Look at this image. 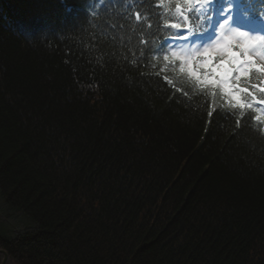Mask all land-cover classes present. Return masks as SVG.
I'll return each mask as SVG.
<instances>
[{
	"label": "trees",
	"instance_id": "16d2710c",
	"mask_svg": "<svg viewBox=\"0 0 264 264\" xmlns=\"http://www.w3.org/2000/svg\"><path fill=\"white\" fill-rule=\"evenodd\" d=\"M186 5L0 0L6 264H264V116L165 56Z\"/></svg>",
	"mask_w": 264,
	"mask_h": 264
},
{
	"label": "rangeland",
	"instance_id": "374dc122",
	"mask_svg": "<svg viewBox=\"0 0 264 264\" xmlns=\"http://www.w3.org/2000/svg\"><path fill=\"white\" fill-rule=\"evenodd\" d=\"M187 1L188 10L193 11L197 6L195 3L196 1ZM228 7H232L233 10H237L238 16L242 23L250 26H259L264 28V20L261 21L257 18H247L245 15L238 11L235 6L234 0H221L218 4H215L212 7L208 29V32L217 31V37H215L208 43L195 42L193 44H190L189 42H187L186 38L193 35L194 33L188 32L187 30L182 28V32H184V34L182 36L180 34V37L169 39L167 41L168 51L164 54L165 56L179 59L182 63V70L188 72L192 77L196 78L203 85L213 88H220L225 96V100L227 103H234L236 105L245 106L251 103H248L245 100L244 95L239 89L229 88L228 85L222 83L221 80L217 78V76L211 73V65L208 62L212 58L209 55L204 54L206 49L214 47L219 41L222 40V37L220 36L221 31H223L225 34H230L232 29L234 28L231 24H226L223 29L220 28V25L224 23V14L227 12ZM180 21L182 22L183 19L180 18ZM251 36L252 38H258L262 43L261 45L254 46L245 55L250 57L249 63L251 64V67L254 65L257 67V69L264 70V35L251 34ZM233 83L235 84V80H233ZM260 111L264 116V108H261Z\"/></svg>",
	"mask_w": 264,
	"mask_h": 264
},
{
	"label": "snow or ice",
	"instance_id": "6c2138e0",
	"mask_svg": "<svg viewBox=\"0 0 264 264\" xmlns=\"http://www.w3.org/2000/svg\"><path fill=\"white\" fill-rule=\"evenodd\" d=\"M163 3V0H160ZM214 0H203V6L211 12V5ZM232 7H228L224 14V23L220 25L223 29L226 24H231L229 19L232 15ZM179 27V25H176ZM220 36L222 40L214 47L205 50V55H209L212 59L209 60L211 65V73L217 76L222 83L228 85L231 89H238L242 87L239 81L243 80L248 74L251 64L250 57L245 55L254 46L261 45L258 38H252L247 31H241L233 28L230 34H225L221 31ZM218 58V59H216ZM233 80L236 83H233Z\"/></svg>",
	"mask_w": 264,
	"mask_h": 264
},
{
	"label": "water",
	"instance_id": "95a60500",
	"mask_svg": "<svg viewBox=\"0 0 264 264\" xmlns=\"http://www.w3.org/2000/svg\"><path fill=\"white\" fill-rule=\"evenodd\" d=\"M0 253H2L4 255V258H3L2 262H1V264H6V262L8 260V253L5 250L1 249V248H0Z\"/></svg>",
	"mask_w": 264,
	"mask_h": 264
}]
</instances>
